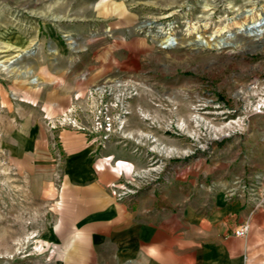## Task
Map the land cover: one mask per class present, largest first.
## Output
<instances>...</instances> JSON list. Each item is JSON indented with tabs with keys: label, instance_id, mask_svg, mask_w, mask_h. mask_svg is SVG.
Here are the masks:
<instances>
[{
	"label": "rangeland",
	"instance_id": "1",
	"mask_svg": "<svg viewBox=\"0 0 264 264\" xmlns=\"http://www.w3.org/2000/svg\"><path fill=\"white\" fill-rule=\"evenodd\" d=\"M260 17L264 0H0V62L20 58L10 63L15 74L0 70V82L23 87L27 59L22 54L42 48L44 59L71 60L83 80L93 79L88 89L107 83L112 97L124 93L127 137L108 144L140 155L147 142L156 155L145 158L143 169L127 162L118 183L125 195L118 200L162 181L170 163L199 157L210 162L229 153L239 157L234 173H243L236 174L230 196H236L237 185L244 199L264 206V26L258 38L245 29ZM165 35L176 38L171 47L164 48ZM228 35L233 37L221 48L201 41ZM117 81L123 90L116 89ZM7 97L14 104L25 102L17 93L5 95L0 126L22 125L23 117L6 109ZM13 135L22 133L0 132V205L22 204L25 189L32 234L49 233L59 165L38 172L50 178L45 196L43 182L24 180L23 166L6 153L7 137ZM162 140L172 141L180 153L157 150ZM26 246L37 254L53 250L47 239Z\"/></svg>",
	"mask_w": 264,
	"mask_h": 264
},
{
	"label": "crops",
	"instance_id": "2",
	"mask_svg": "<svg viewBox=\"0 0 264 264\" xmlns=\"http://www.w3.org/2000/svg\"><path fill=\"white\" fill-rule=\"evenodd\" d=\"M44 53L40 48L37 54H22L27 59L23 87L0 82V110L12 92L25 101L14 104L7 97L6 109L24 121L0 126V132L22 133L8 136L4 149L12 162L23 166L24 180L43 182L45 196L50 178L38 172L59 165L56 216L49 233L34 235L25 189L22 204L0 205V264H264V206L244 199L237 185L236 196L229 194L236 174L243 175L232 166L239 157L223 153L210 162L199 157L170 163L162 181L118 200L112 186L121 180V168L114 164L129 162L143 169L154 152L148 151L147 142L138 155L116 144L98 151L83 134L70 130L52 135L42 111L55 115L66 109L93 79L83 80L71 60L52 62ZM160 146L165 153H180L172 141L157 142L156 149ZM246 223L248 235L234 236ZM45 239L53 246L49 255L26 246Z\"/></svg>",
	"mask_w": 264,
	"mask_h": 264
},
{
	"label": "built area",
	"instance_id": "3",
	"mask_svg": "<svg viewBox=\"0 0 264 264\" xmlns=\"http://www.w3.org/2000/svg\"><path fill=\"white\" fill-rule=\"evenodd\" d=\"M124 83L117 81V90H123ZM113 88L107 83L99 86H92L85 93H77L73 96L69 107L55 115L43 110V120L52 135H57L60 131L70 129L76 133L83 134L91 144L101 146L103 149L113 139H126V117L127 112L122 108L124 93L116 94L112 97ZM115 99V103L114 100ZM110 162L111 157L104 159ZM122 163V164H121ZM127 162L117 161L116 167L121 168L120 175L125 172L124 167ZM123 186L114 184L112 193L121 198ZM250 232V224L246 223L234 232V236L242 238Z\"/></svg>",
	"mask_w": 264,
	"mask_h": 264
},
{
	"label": "bare ground",
	"instance_id": "4",
	"mask_svg": "<svg viewBox=\"0 0 264 264\" xmlns=\"http://www.w3.org/2000/svg\"><path fill=\"white\" fill-rule=\"evenodd\" d=\"M262 26H264V17L263 18L260 17L257 21L252 22L245 29L249 35L258 38L262 33ZM232 37H233L232 35H228V36L221 38V39H216L214 37H211L207 40H204V38H202L201 41L204 45L215 46V47L221 48V47H224L225 45H227L225 42L226 41L225 39H230ZM175 40H176V38H174L170 35H165L162 44L166 45L164 48L171 47L174 44ZM12 61H10V63ZM10 63L0 62V70H4L6 72H9L10 74H15L18 69H16V67L10 65ZM25 72L26 71H23L21 73L23 74Z\"/></svg>",
	"mask_w": 264,
	"mask_h": 264
},
{
	"label": "water",
	"instance_id": "5",
	"mask_svg": "<svg viewBox=\"0 0 264 264\" xmlns=\"http://www.w3.org/2000/svg\"><path fill=\"white\" fill-rule=\"evenodd\" d=\"M13 63V62H12Z\"/></svg>",
	"mask_w": 264,
	"mask_h": 264
}]
</instances>
